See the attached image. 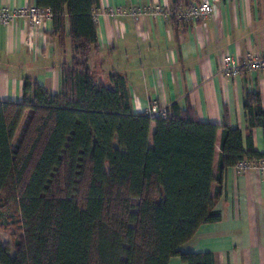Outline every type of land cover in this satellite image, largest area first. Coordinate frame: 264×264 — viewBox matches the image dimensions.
<instances>
[{
  "label": "trees",
  "instance_id": "trees-1",
  "mask_svg": "<svg viewBox=\"0 0 264 264\" xmlns=\"http://www.w3.org/2000/svg\"><path fill=\"white\" fill-rule=\"evenodd\" d=\"M36 6L51 10L50 37L60 46L68 18L72 57L62 65L59 93L27 78L22 102L0 101V228L11 232L15 250L12 257L0 239V264H171L176 257L215 264L210 253L180 248L221 220L225 171L264 162L253 140L255 128L264 134L260 94L246 98V138L226 124L200 121L178 102L166 117L135 113L126 77L112 72L103 81L91 67L100 0Z\"/></svg>",
  "mask_w": 264,
  "mask_h": 264
},
{
  "label": "crops",
  "instance_id": "crops-1",
  "mask_svg": "<svg viewBox=\"0 0 264 264\" xmlns=\"http://www.w3.org/2000/svg\"><path fill=\"white\" fill-rule=\"evenodd\" d=\"M201 1L100 0L99 51L93 53L91 67L103 81L112 72L126 77L135 113L148 112L155 102L165 108L178 102L184 110L193 108L200 121L226 124L246 138V98L259 93L264 105V72H242L229 79L222 67L228 54L240 60L247 54H264V0H209L215 12L199 25L151 16L135 21L127 12L131 7L180 4L183 8ZM0 5L15 9L36 5V0H0ZM110 9L123 13L110 15ZM65 27V45L60 46L50 37L52 19L34 28L24 20L0 23V101L22 102L27 78L51 94L62 90V65L72 57L68 18ZM29 115L27 110L15 138L22 136ZM221 135L216 141V161ZM253 140L263 153L261 128L253 130ZM217 210L221 220L202 226L180 252L210 253L215 264H264V174L227 169ZM171 264L185 263L176 257Z\"/></svg>",
  "mask_w": 264,
  "mask_h": 264
},
{
  "label": "built area",
  "instance_id": "built-area-1",
  "mask_svg": "<svg viewBox=\"0 0 264 264\" xmlns=\"http://www.w3.org/2000/svg\"><path fill=\"white\" fill-rule=\"evenodd\" d=\"M127 12L135 21H139L146 16H151L155 18L163 17L166 21H173L174 19V22L179 24L199 25L214 14L215 6L209 0H204L180 11H175L173 8L164 6H156L131 7ZM108 13L110 15H120L123 11L122 9H110ZM97 15L96 12V23ZM47 19H52V12L50 9L40 8L36 5L13 9L0 5V23L3 25L15 23L18 20H24L31 28H34L40 27ZM242 72H264V54L262 56L247 54L241 60L229 54L224 57L222 73L225 77L235 79ZM147 113L151 118L157 119L159 117H166L167 110L165 107H161L155 102L151 104ZM235 168L239 171L258 170L264 174V162L258 164L241 162Z\"/></svg>",
  "mask_w": 264,
  "mask_h": 264
},
{
  "label": "rangeland",
  "instance_id": "rangeland-1",
  "mask_svg": "<svg viewBox=\"0 0 264 264\" xmlns=\"http://www.w3.org/2000/svg\"><path fill=\"white\" fill-rule=\"evenodd\" d=\"M20 136L21 134L17 135L14 143H13V147L15 148L16 145L18 144V142L20 141ZM258 171V170H257ZM242 172H246V171H242ZM0 239L3 243V245L8 246L11 248V256L13 257L15 255V250L13 248V242H12V238H11V232L10 231H5L0 229Z\"/></svg>",
  "mask_w": 264,
  "mask_h": 264
}]
</instances>
